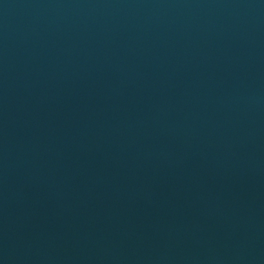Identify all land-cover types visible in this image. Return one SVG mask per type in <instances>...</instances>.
<instances>
[{"label":"water","instance_id":"95a60500","mask_svg":"<svg viewBox=\"0 0 264 264\" xmlns=\"http://www.w3.org/2000/svg\"><path fill=\"white\" fill-rule=\"evenodd\" d=\"M0 264H264V0H0Z\"/></svg>","mask_w":264,"mask_h":264}]
</instances>
